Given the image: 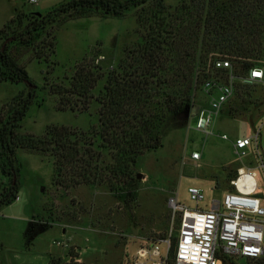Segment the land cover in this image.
Returning a JSON list of instances; mask_svg holds the SVG:
<instances>
[{
  "label": "rangeland",
  "instance_id": "obj_1",
  "mask_svg": "<svg viewBox=\"0 0 264 264\" xmlns=\"http://www.w3.org/2000/svg\"><path fill=\"white\" fill-rule=\"evenodd\" d=\"M67 1L41 0L34 6L26 0H0V50L12 41L13 30L19 26L18 14L23 18H30L34 13L43 15ZM180 1L166 0V3L176 6ZM140 31L134 9L122 18L99 14L61 21L56 25L57 66L34 59L31 50L12 47L11 53L26 67L38 93L37 101L22 121L21 132L41 136L53 125L83 132L97 127V103L88 112L60 109L59 97L50 93V85L68 89L69 79L84 61H91L104 70L117 65L125 48L140 41ZM255 65L264 69V43L263 57L255 60ZM237 71L238 75L246 74V71ZM46 78L50 85L43 89ZM103 84L104 81L99 86ZM23 89L25 84L0 80V113L2 106ZM202 93L205 94L200 80L188 124L165 129L163 146L139 158L134 170L135 189L130 196L117 197L107 186H79L69 190L57 187L53 184V160L19 149V199L0 213V264H45L50 251L54 257L49 264H126L139 246L165 238L170 239L173 257L174 242L179 239L180 216L174 217L169 199L176 196L182 204L194 208L188 189L197 186L207 197L202 207L221 200L232 190L231 181L239 167L256 166L255 153L250 151L247 157H239L233 142L258 132L264 148V85L238 83L234 97L206 132L196 129L193 118L200 103L206 100L201 101ZM223 134L229 139L223 140ZM194 152L200 153L199 160L192 159ZM2 179L5 178L0 172V184ZM258 183L259 195L264 199L261 170H258ZM32 219L41 221L34 227L42 232L36 246L28 250L34 231H29ZM49 222L55 224L53 229ZM62 229L67 232L66 237ZM236 261L246 264L247 259L236 256Z\"/></svg>",
  "mask_w": 264,
  "mask_h": 264
},
{
  "label": "trees",
  "instance_id": "obj_2",
  "mask_svg": "<svg viewBox=\"0 0 264 264\" xmlns=\"http://www.w3.org/2000/svg\"><path fill=\"white\" fill-rule=\"evenodd\" d=\"M132 9L140 41L125 48L117 65L104 70L84 61L68 89L45 80L43 89L50 85L60 109L88 112L97 103L99 125L88 132L53 125L41 136L22 133V121L38 93L11 48L31 50L34 59L57 66V23L99 14L122 18ZM17 22L12 41L0 50V80L26 87L1 108L0 172L5 181L0 184V213L19 197V149L53 160L57 187L107 186L117 197L130 196L139 158L163 146L165 129L188 124L198 72L211 54L224 55L243 72L263 57L264 0H181L176 6L166 0H68L43 15L18 14ZM34 224L30 239L42 232ZM176 247L174 242V253ZM220 259L240 264L236 257ZM246 259V264H264V258Z\"/></svg>",
  "mask_w": 264,
  "mask_h": 264
},
{
  "label": "built area",
  "instance_id": "obj_3",
  "mask_svg": "<svg viewBox=\"0 0 264 264\" xmlns=\"http://www.w3.org/2000/svg\"><path fill=\"white\" fill-rule=\"evenodd\" d=\"M26 1L35 6L41 0ZM198 74L201 88L208 97L207 105L199 108L193 117L196 129L201 132H206L213 119L224 111L238 83L264 85L263 68L253 65L245 75H238L233 62L221 54H211L209 64ZM222 139L229 137L223 134ZM233 146L242 158L250 151L255 153L256 166L239 167L231 181L232 190L209 206L202 207L207 197L197 186L188 189L194 208L182 204L176 196L171 197L169 204L174 217L180 216L179 239L173 257L170 239L165 238L139 246L126 264H222L221 255L264 258V199L259 195L258 183V170L264 174V148L258 132L237 138ZM200 158L199 152L192 154L193 160Z\"/></svg>",
  "mask_w": 264,
  "mask_h": 264
},
{
  "label": "crops",
  "instance_id": "obj_4",
  "mask_svg": "<svg viewBox=\"0 0 264 264\" xmlns=\"http://www.w3.org/2000/svg\"><path fill=\"white\" fill-rule=\"evenodd\" d=\"M25 87H26V85H25ZM204 98V100L206 101H203V104H202V102L200 103V106H203L204 105V103L206 104L207 103V101H208V97L205 95V94H201V101H202V99ZM195 99H197V98H195ZM202 104V105H201ZM200 106L198 107V108H200ZM2 181L4 182L5 180L4 179H2ZM33 217V216H32ZM26 220H28V219H25L24 221H26ZM31 222H34V223H38V222H41V221H39V220H34V219H32V221ZM30 222V223H31ZM49 224V227H51L52 229L54 228V226H55V224H53L52 222H49L48 223ZM61 229V228H60ZM35 230H37L36 228H35ZM61 232H62V235L64 236V237H66L67 236V232L64 230V229H62L61 230ZM41 235V233L39 234H36L35 235V237H33V238H31V239H29V246L27 247L28 248V250H31L32 248H34L35 246H36V243H37V241H38V239H39V236ZM70 239V236H68V238H67V240H69ZM27 244H28V242H27ZM54 257V255H53V253H52V251H50L49 253H47V255H46V257H45V264H49L50 263V260H51V258H53ZM10 264H12V263H10Z\"/></svg>",
  "mask_w": 264,
  "mask_h": 264
},
{
  "label": "water",
  "instance_id": "obj_5",
  "mask_svg": "<svg viewBox=\"0 0 264 264\" xmlns=\"http://www.w3.org/2000/svg\"><path fill=\"white\" fill-rule=\"evenodd\" d=\"M40 14V13H39ZM41 15V14H40ZM5 46H6V43L4 44V47H3V49L2 50H4L5 49ZM138 178H141V174H138Z\"/></svg>",
  "mask_w": 264,
  "mask_h": 264
},
{
  "label": "snow or ice",
  "instance_id": "obj_6",
  "mask_svg": "<svg viewBox=\"0 0 264 264\" xmlns=\"http://www.w3.org/2000/svg\"><path fill=\"white\" fill-rule=\"evenodd\" d=\"M257 75H259V74H257Z\"/></svg>",
  "mask_w": 264,
  "mask_h": 264
}]
</instances>
